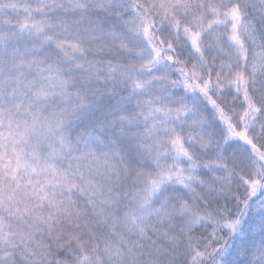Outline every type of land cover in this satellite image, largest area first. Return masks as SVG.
<instances>
[{
  "label": "snow or ice",
  "instance_id": "obj_1",
  "mask_svg": "<svg viewBox=\"0 0 264 264\" xmlns=\"http://www.w3.org/2000/svg\"><path fill=\"white\" fill-rule=\"evenodd\" d=\"M0 264H264V0H0Z\"/></svg>",
  "mask_w": 264,
  "mask_h": 264
}]
</instances>
